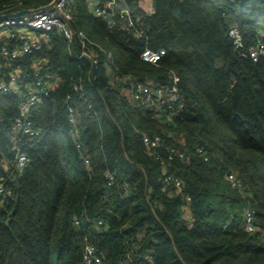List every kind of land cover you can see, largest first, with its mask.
<instances>
[{
    "label": "trees",
    "instance_id": "16d2710c",
    "mask_svg": "<svg viewBox=\"0 0 264 264\" xmlns=\"http://www.w3.org/2000/svg\"><path fill=\"white\" fill-rule=\"evenodd\" d=\"M52 1L0 0V14ZM139 1L127 3L140 37L123 23L110 29L87 0H71L74 26L113 53L112 62L102 56L91 73L88 62L77 60L76 44L70 48L57 31L42 52L5 70L31 73L41 62L42 74L59 81L30 113L39 134L22 138L28 157L22 170L11 142L20 99L0 93V185L6 189L0 264H83L86 242L103 255L102 264H264V56L254 60L247 52L264 42V0H152L151 14ZM234 27L243 48L235 49L229 36ZM147 48L165 55L146 62ZM170 71L185 102L176 114L131 104L109 81L116 75L167 83ZM69 105L80 112L89 167L70 135ZM144 134L161 138L154 150L160 159ZM107 171L116 175L110 189ZM169 175L182 181V191L165 183ZM248 209L253 233L245 229ZM96 219L103 221L100 229L92 225Z\"/></svg>",
    "mask_w": 264,
    "mask_h": 264
},
{
    "label": "built area",
    "instance_id": "2783aa9c",
    "mask_svg": "<svg viewBox=\"0 0 264 264\" xmlns=\"http://www.w3.org/2000/svg\"><path fill=\"white\" fill-rule=\"evenodd\" d=\"M87 2L91 13L105 21L110 29L116 28L119 23H123L126 29L135 31V34L139 37L143 36L137 30V19L134 15V9L128 5L127 0H87ZM139 3L140 7H142L141 0ZM144 10L148 14H151L152 6L148 5V9ZM74 23V10L71 0H55L52 8L35 11L21 17L0 19V40H12L11 43L7 41L0 45V93H11L20 99V116L15 121L11 138L12 151L15 155V166L20 170L28 164L27 155L21 151L22 138L25 136L32 138L39 134V131L34 127L30 119V113L40 101L41 96L55 88L59 79L53 75L42 74L41 62L34 64L31 73L28 70L16 69L6 74L4 73L5 70L13 62L22 61L33 53L42 52L50 33L54 31H57L65 38L70 48L76 44L78 48L76 54L77 60L88 62L91 68L90 73L93 68L100 65L102 56H105L108 62H112L113 53L93 41L84 30L77 29ZM229 36L235 49L243 48L241 34L237 27L229 31ZM247 52L254 60L264 56V42L260 41L255 45L249 46ZM164 55V50L153 51L147 48L142 52L141 58L146 62L157 64ZM109 81L113 86L122 87V95L126 96L131 104L140 108L155 111L161 109L170 114H176L185 106L179 89V78L173 71L168 73L167 83L159 81L137 82L132 81L131 76L121 77L116 75L110 76ZM129 81L131 86L125 88L124 84H127ZM75 91L81 94L82 88L76 85ZM67 99H71V96H67ZM67 110L71 138L79 150L84 164L86 167H89L90 158L87 157L84 151L85 147L80 141L78 128L80 112L74 105H69ZM142 139L147 149L155 155L156 159H160L154 150L161 146V138L159 136L151 137L148 134H144ZM199 152L204 156L205 160H208L203 148H200ZM174 153L175 150L172 149L170 154ZM179 156L183 158L182 153ZM228 180L234 186H241L237 183L234 175H228ZM164 181L167 185H172L179 192L183 189V183L178 178L169 175L165 177ZM115 182V173L107 171L106 189L112 188ZM4 194H6V189L1 184L0 195ZM87 221L91 223L90 220L87 219ZM73 222L78 227L82 223L78 217H75ZM92 225L95 229H100L103 221L96 219ZM245 229L250 233L256 231L253 212L250 209L247 210L245 215ZM103 258V255L97 252L96 247L92 243L86 242L83 251V264H102ZM145 258L147 259L148 256L146 255Z\"/></svg>",
    "mask_w": 264,
    "mask_h": 264
},
{
    "label": "water",
    "instance_id": "95a60500",
    "mask_svg": "<svg viewBox=\"0 0 264 264\" xmlns=\"http://www.w3.org/2000/svg\"><path fill=\"white\" fill-rule=\"evenodd\" d=\"M54 1L50 2L47 5L41 6L39 8H36V9H27V10L17 11L15 13L2 14V15H0V19L10 18V17H21V16H24V15L33 13L35 11L49 9V8H52L53 7Z\"/></svg>",
    "mask_w": 264,
    "mask_h": 264
},
{
    "label": "rangeland",
    "instance_id": "374dc122",
    "mask_svg": "<svg viewBox=\"0 0 264 264\" xmlns=\"http://www.w3.org/2000/svg\"><path fill=\"white\" fill-rule=\"evenodd\" d=\"M149 1L150 0H141V4H142V7L144 8V9H148V4H149ZM105 49L107 48V49H109V44L108 43H106V42H102V44H101Z\"/></svg>",
    "mask_w": 264,
    "mask_h": 264
},
{
    "label": "crops",
    "instance_id": "0c3cea01",
    "mask_svg": "<svg viewBox=\"0 0 264 264\" xmlns=\"http://www.w3.org/2000/svg\"><path fill=\"white\" fill-rule=\"evenodd\" d=\"M148 5H149V6H152V0L149 1V4H148Z\"/></svg>",
    "mask_w": 264,
    "mask_h": 264
}]
</instances>
